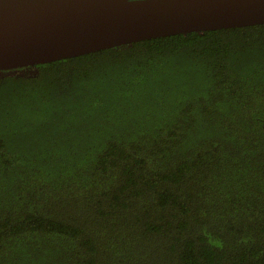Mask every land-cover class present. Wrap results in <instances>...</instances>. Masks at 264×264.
Masks as SVG:
<instances>
[{
  "label": "trees",
  "instance_id": "trees-1",
  "mask_svg": "<svg viewBox=\"0 0 264 264\" xmlns=\"http://www.w3.org/2000/svg\"><path fill=\"white\" fill-rule=\"evenodd\" d=\"M0 264H264V24L0 71Z\"/></svg>",
  "mask_w": 264,
  "mask_h": 264
},
{
  "label": "water",
  "instance_id": "water-1",
  "mask_svg": "<svg viewBox=\"0 0 264 264\" xmlns=\"http://www.w3.org/2000/svg\"><path fill=\"white\" fill-rule=\"evenodd\" d=\"M257 24L264 0H0V71Z\"/></svg>",
  "mask_w": 264,
  "mask_h": 264
}]
</instances>
